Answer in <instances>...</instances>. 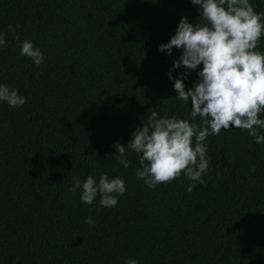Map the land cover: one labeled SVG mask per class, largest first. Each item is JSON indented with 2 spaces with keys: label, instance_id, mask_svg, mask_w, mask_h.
<instances>
[{
  "label": "trees",
  "instance_id": "16d2710c",
  "mask_svg": "<svg viewBox=\"0 0 264 264\" xmlns=\"http://www.w3.org/2000/svg\"><path fill=\"white\" fill-rule=\"evenodd\" d=\"M250 2L264 13V0ZM197 7L0 0V83L25 97L19 108L0 104V264H264V144L247 130L207 137L209 168L191 192L183 175L148 188L135 176L134 152L127 169L111 156L152 111L189 119L167 76L180 51L158 46L181 16L199 22ZM25 39L43 52L41 65L19 54ZM196 79L191 71L186 90ZM105 173L125 181L115 207L69 191L73 177Z\"/></svg>",
  "mask_w": 264,
  "mask_h": 264
},
{
  "label": "clouds",
  "instance_id": "9594fccd",
  "mask_svg": "<svg viewBox=\"0 0 264 264\" xmlns=\"http://www.w3.org/2000/svg\"><path fill=\"white\" fill-rule=\"evenodd\" d=\"M190 4L198 6L200 21L192 23L181 16L174 34L158 46V51L169 56L174 47L180 51L167 76L173 81L175 99L190 106L189 119L163 117L152 111L146 122L131 132L126 145L114 142L116 151L111 155L127 169V154L134 152L139 162L135 176L148 188L181 175L190 181L185 186L188 192L203 183L209 168L206 139L222 129L247 130L255 143L264 144V51L258 47L264 37V13L256 12L250 0H190ZM18 27L7 26L8 31ZM5 43L0 33V48ZM19 54L36 66L45 59L28 39L20 42ZM180 68L185 71L173 80L172 71ZM191 71L197 79L186 90L184 80ZM24 103L18 89L0 83V104L19 108ZM77 190L83 204L92 205L99 196L98 206L113 208L126 187L122 177L109 178L105 173L98 180L92 175L83 181L73 177L69 191ZM85 223L94 221L86 217ZM124 264L138 262L128 258Z\"/></svg>",
  "mask_w": 264,
  "mask_h": 264
}]
</instances>
